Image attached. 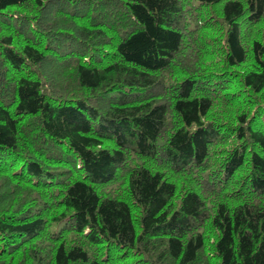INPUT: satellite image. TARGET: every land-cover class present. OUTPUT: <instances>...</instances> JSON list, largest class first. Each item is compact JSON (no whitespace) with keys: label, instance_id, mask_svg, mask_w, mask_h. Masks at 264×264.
<instances>
[{"label":"trees","instance_id":"trees-1","mask_svg":"<svg viewBox=\"0 0 264 264\" xmlns=\"http://www.w3.org/2000/svg\"><path fill=\"white\" fill-rule=\"evenodd\" d=\"M0 264H264V0H0Z\"/></svg>","mask_w":264,"mask_h":264}]
</instances>
